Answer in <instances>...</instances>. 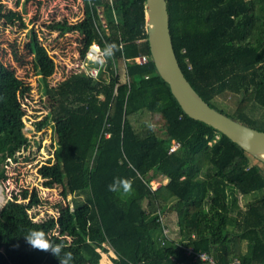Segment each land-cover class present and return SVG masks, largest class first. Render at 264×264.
I'll return each instance as SVG.
<instances>
[{"label":"trees","instance_id":"16d2710c","mask_svg":"<svg viewBox=\"0 0 264 264\" xmlns=\"http://www.w3.org/2000/svg\"><path fill=\"white\" fill-rule=\"evenodd\" d=\"M81 1L80 21L61 17L47 29L62 36L86 26L89 45L115 42L122 50L96 78L77 70L52 86L40 77L53 103L34 123L54 135L45 185L71 195L60 211L68 224L31 215L39 203L27 202L22 189L0 208V264H59L26 242L29 229L63 243L73 264H99L110 249L113 264H208L186 256V248L216 264H264V163L181 110L149 54L145 0ZM166 2L173 50L191 87L214 110L264 132V117L251 115L264 110V0ZM28 45L38 48L33 30ZM139 55L148 62L131 61ZM29 95L30 86L0 60L1 184L6 166L31 160L22 107ZM115 177L132 180L133 191H109ZM153 182L160 184L153 189ZM239 197L249 198L244 210ZM173 214L175 238L167 218Z\"/></svg>","mask_w":264,"mask_h":264},{"label":"rangeland","instance_id":"374dc122","mask_svg":"<svg viewBox=\"0 0 264 264\" xmlns=\"http://www.w3.org/2000/svg\"><path fill=\"white\" fill-rule=\"evenodd\" d=\"M21 17L24 26L17 19ZM83 16V3L81 0H0V60L15 76L30 86V95L23 101L24 135L30 140V161L11 164L5 167L6 182L0 183V208L13 195L22 189L29 190L27 202H37L39 205L29 211L37 218L49 214L66 228L64 211L71 203V195H61L62 188L55 185L47 188L48 173L52 166L54 135L50 127L36 131L35 122L40 121L52 108L53 103L43 95V86L40 77L43 76L50 85L54 86L69 74L79 70L82 59L83 44H88L89 29L84 26V32L67 33L57 36L50 32L46 25L54 20L65 17L69 22H78ZM33 30L37 39V50L32 52L29 48ZM86 35V36H85ZM227 100H218L220 104H227ZM256 118L264 117L263 109H256L253 114ZM252 116V117H253ZM253 117V118H254ZM258 129H263L261 123ZM260 126V127H259ZM254 162V160H253ZM167 180L160 179L161 184ZM154 188L158 182H153ZM152 183V184H153ZM249 198L239 197L237 207L244 210ZM61 217V218H60ZM169 227L172 229L171 238L176 237L175 215L167 216ZM245 250V245L243 244ZM111 250V249H110ZM101 254L99 264H113L112 251Z\"/></svg>","mask_w":264,"mask_h":264},{"label":"water","instance_id":"95a60500","mask_svg":"<svg viewBox=\"0 0 264 264\" xmlns=\"http://www.w3.org/2000/svg\"><path fill=\"white\" fill-rule=\"evenodd\" d=\"M146 41L155 70L188 117L203 122L264 163V132L211 108L184 77L172 45L166 0H145Z\"/></svg>","mask_w":264,"mask_h":264},{"label":"clouds","instance_id":"9594fccd","mask_svg":"<svg viewBox=\"0 0 264 264\" xmlns=\"http://www.w3.org/2000/svg\"><path fill=\"white\" fill-rule=\"evenodd\" d=\"M89 3H91V0H89ZM121 50V46L115 42H105L103 49L94 44L88 52V60L92 64L103 67L108 59L113 58L115 53ZM129 167L134 168V165L129 162ZM108 190L111 192L122 191L124 193H131L133 191V181L127 178L115 177L112 183L108 185ZM24 238L32 248L51 252L59 259V264H73V254L63 251L64 244L54 243L47 237L43 230L29 229Z\"/></svg>","mask_w":264,"mask_h":264},{"label":"built area","instance_id":"2783aa9c","mask_svg":"<svg viewBox=\"0 0 264 264\" xmlns=\"http://www.w3.org/2000/svg\"><path fill=\"white\" fill-rule=\"evenodd\" d=\"M71 23H74V22H71ZM101 25H102L103 28L105 27L103 20L101 21ZM146 32H147V27L145 25V37H146ZM94 44L98 45L97 43H94V42L91 43L90 45L89 44H83L84 45V48L82 50L83 51L82 52L83 61L81 62L82 64H80V66H79V70L80 71H82L84 74H86V75H88V76H90L92 78H96L100 74L101 69H102V67H99L98 65L92 64L88 60V52H89V50L91 49V47ZM131 61L135 62V63H137L139 65H144V64H146L148 62V57L145 56V55H139V56L131 59ZM106 136H107V134H106ZM177 147H178V144L173 143V145L169 149V152H173ZM153 185H154V183L152 184V187H153V189H155L156 187L154 188ZM185 255L190 257L192 260H200L202 262H207L208 264H216L214 262V260L212 259V257L209 256L208 254L203 253V252H194L190 248H186L185 249ZM176 264H184V263H176ZM229 264H240V262L238 260H233Z\"/></svg>","mask_w":264,"mask_h":264},{"label":"bare ground","instance_id":"6f19581e","mask_svg":"<svg viewBox=\"0 0 264 264\" xmlns=\"http://www.w3.org/2000/svg\"><path fill=\"white\" fill-rule=\"evenodd\" d=\"M1 196V195H0Z\"/></svg>","mask_w":264,"mask_h":264},{"label":"crops","instance_id":"0c3cea01","mask_svg":"<svg viewBox=\"0 0 264 264\" xmlns=\"http://www.w3.org/2000/svg\"><path fill=\"white\" fill-rule=\"evenodd\" d=\"M166 180V179H165Z\"/></svg>","mask_w":264,"mask_h":264}]
</instances>
